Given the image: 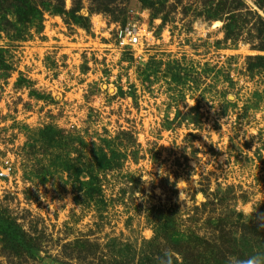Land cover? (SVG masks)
<instances>
[{"label": "rangeland", "instance_id": "rangeland-1", "mask_svg": "<svg viewBox=\"0 0 264 264\" xmlns=\"http://www.w3.org/2000/svg\"><path fill=\"white\" fill-rule=\"evenodd\" d=\"M261 219L264 0H0V264H239Z\"/></svg>", "mask_w": 264, "mask_h": 264}, {"label": "built area", "instance_id": "built-area-1", "mask_svg": "<svg viewBox=\"0 0 264 264\" xmlns=\"http://www.w3.org/2000/svg\"><path fill=\"white\" fill-rule=\"evenodd\" d=\"M123 42L127 41L128 44L136 46L140 43L141 36L136 27L130 25L125 26L123 30Z\"/></svg>", "mask_w": 264, "mask_h": 264}, {"label": "clouds", "instance_id": "clouds-1", "mask_svg": "<svg viewBox=\"0 0 264 264\" xmlns=\"http://www.w3.org/2000/svg\"><path fill=\"white\" fill-rule=\"evenodd\" d=\"M262 218L261 216L258 217ZM262 228H264V219L260 220ZM239 264H264V253L253 251L250 255H246L239 259Z\"/></svg>", "mask_w": 264, "mask_h": 264}, {"label": "trees", "instance_id": "trees-1", "mask_svg": "<svg viewBox=\"0 0 264 264\" xmlns=\"http://www.w3.org/2000/svg\"><path fill=\"white\" fill-rule=\"evenodd\" d=\"M0 226H2V227H1V230H3V229H4V226H5L4 221H2V224L0 223ZM2 232H7V231L4 230V231H2ZM13 232H17V231H15V230H13V229H10L9 232H7V233H8V234H12ZM18 232H19V231H18Z\"/></svg>", "mask_w": 264, "mask_h": 264}]
</instances>
